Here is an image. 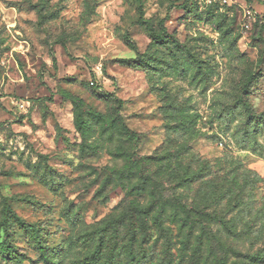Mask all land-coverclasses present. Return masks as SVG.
<instances>
[{
    "label": "rangeland",
    "instance_id": "374dc122",
    "mask_svg": "<svg viewBox=\"0 0 264 264\" xmlns=\"http://www.w3.org/2000/svg\"><path fill=\"white\" fill-rule=\"evenodd\" d=\"M118 112L138 141L110 136ZM141 157L165 196L234 228L227 247L264 251V0H0V264H162L148 200L115 173Z\"/></svg>",
    "mask_w": 264,
    "mask_h": 264
},
{
    "label": "trees",
    "instance_id": "16d2710c",
    "mask_svg": "<svg viewBox=\"0 0 264 264\" xmlns=\"http://www.w3.org/2000/svg\"><path fill=\"white\" fill-rule=\"evenodd\" d=\"M183 4L182 8H185ZM140 24L146 28L149 38L152 42L159 43L167 36V31L164 29V22L160 23L161 29L157 32L153 23L150 21L140 20ZM130 42V41H129ZM132 47L136 49L134 44ZM141 60L139 64H144L149 59L148 54L140 55ZM137 62V61H136ZM124 64L135 63L132 60H122ZM122 102H119L121 105ZM89 120L81 119L76 122V128L79 132L86 133L91 131V123L102 122L100 114L91 112L88 114ZM107 126L110 136L123 138L127 142L138 141L139 136L130 130L122 121L120 112L116 114ZM85 151V149L83 150ZM111 156L123 158L126 155L121 153H112ZM139 161L132 159L127 160V165L122 170L116 171L121 187L131 194H138L144 196L148 202L135 209L137 221L140 225L139 232L141 233L142 243L150 242V237L153 232H157V237L153 242V246L160 245L162 253H166L169 257L162 261V264H254L264 263V251L258 252L255 255H242L232 247H227L221 234H227L229 237H235L234 228L227 224L223 218L216 215L215 212L210 211L201 213L195 205L186 204L181 197L165 196V189L163 183L158 180L156 174H152L146 170L148 162L154 160L153 157H141ZM137 181V183H134ZM106 185H103L98 194L101 195L105 190ZM9 216L13 221L24 228L34 233L36 231L35 225L25 222L16 212L9 211ZM8 214L6 220H9ZM151 224V225H150ZM172 227L177 229L178 235H182L180 242L174 243V238L171 234ZM138 236V234H136ZM137 242L134 235L132 244ZM179 253L177 257L174 256L173 251L177 246ZM15 251L14 247L8 240L0 243V255L8 254ZM144 252V251H143ZM96 253V254H95ZM86 257L87 264L96 263L100 252ZM130 263L134 264L136 258L131 250ZM235 258L234 261L232 259ZM241 259V260H239ZM245 260V261H244ZM140 264L141 262L138 261Z\"/></svg>",
    "mask_w": 264,
    "mask_h": 264
},
{
    "label": "built area",
    "instance_id": "2783aa9c",
    "mask_svg": "<svg viewBox=\"0 0 264 264\" xmlns=\"http://www.w3.org/2000/svg\"><path fill=\"white\" fill-rule=\"evenodd\" d=\"M225 3H233L236 0H223Z\"/></svg>",
    "mask_w": 264,
    "mask_h": 264
}]
</instances>
